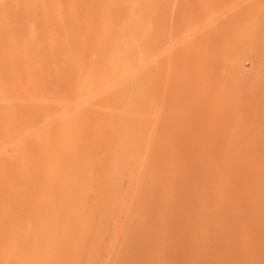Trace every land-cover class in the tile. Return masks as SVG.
Wrapping results in <instances>:
<instances>
[{"label": "rangeland", "instance_id": "obj_1", "mask_svg": "<svg viewBox=\"0 0 264 264\" xmlns=\"http://www.w3.org/2000/svg\"><path fill=\"white\" fill-rule=\"evenodd\" d=\"M150 1L0 0V264H264V0Z\"/></svg>", "mask_w": 264, "mask_h": 264}, {"label": "bare ground", "instance_id": "obj_2", "mask_svg": "<svg viewBox=\"0 0 264 264\" xmlns=\"http://www.w3.org/2000/svg\"><path fill=\"white\" fill-rule=\"evenodd\" d=\"M106 1H108V4H112L111 6L113 7V5H114V7H118V8H122V7H131L132 5L134 6V7H136V8H146V9H148V8H150V7H152V3L154 2V1H150V0H106ZM134 10V9H133ZM229 14V13H228ZM224 19H227V18H224ZM143 23V22H142ZM145 26V25H144ZM125 37V36H124ZM150 54V53H149ZM117 55V54H116ZM118 56H120V54L119 55H117V58H118ZM101 62H102V60H101ZM144 63V62H143ZM123 64V63H122ZM123 69V68H122ZM91 70V69H90ZM89 71V70H88ZM132 82V81H131ZM128 85V84H127ZM130 85H131V83H130ZM132 86V85H131ZM127 87V86H126ZM125 87V88H126ZM129 88V87H128ZM112 90V89H111ZM122 90V89H121ZM23 93V92H22ZM111 93V92H110ZM112 94V93H111ZM120 95V94H119ZM109 96V95H108ZM114 96V95H113ZM117 96V95H116ZM121 96V95H120ZM131 96V95H130ZM73 100V99H72ZM125 100V99H124ZM130 100V99H129ZM105 101V100H104ZM106 101H108V100H106ZM128 101V100H127ZM14 104V103H13ZM35 104V103H34ZM126 105V104H125ZM52 106V105H51ZM23 107V106H22ZM38 107V106H37ZM45 107V106H44ZM2 108V107H1ZM47 108H48V106H47ZM52 108V107H51ZM43 110V109H42ZM41 110V111H42ZM48 110V109H47ZM59 110V109H58ZM46 111V110H45ZM29 112V111H28ZM48 112V111H47ZM43 113V112H42ZM50 113V112H49ZM109 113V112H108ZM29 115V114H28ZM41 115V114H40ZM51 115V114H50ZM17 116V115H16ZM57 116V115H56ZM86 116V115H85ZM13 117V116H12ZM112 117V116H111ZM45 118V117H44ZM44 118H42V119H44ZM80 119V118H79ZM12 120V119H11ZM15 120V119H14ZM47 120V119H46ZM35 121V120H34ZM122 121V120H121ZM35 123V122H34ZM113 123V122H112ZM3 124V123H2ZM8 124H11V123H8ZM40 124V123H39ZM25 125H26V123H25ZM7 128V127H6ZM116 128V127H115ZM10 130V129H9ZM6 131H7V129H6ZM24 133V132H23ZM21 136V135H20ZM7 151V150H6ZM70 184V183H69ZM63 188V187H62ZM66 188V187H65ZM56 195V194H55ZM57 196V195H56ZM63 206V205H62ZM72 206V205H71ZM61 209V208H60ZM69 209V208H68ZM59 210V209H58ZM61 212V211H60ZM61 220V219H60ZM58 221V220H57ZM114 237V236H113ZM112 237V238H113ZM109 238H111V237H109ZM115 240V239H114ZM120 251V250H119ZM146 251V250H145ZM125 252V251H124ZM103 253V252H102ZM133 253L135 254V252L133 251ZM131 254V253H130ZM104 255V254H103ZM102 255V256H103ZM127 255V254H126ZM132 255V254H131ZM129 256V255H128ZM141 257H142V255H140ZM147 256V255H146ZM133 257V256H132ZM135 257V256H134ZM102 258V257H101ZM98 260V259H97ZM103 261V260H102ZM109 264V263H108Z\"/></svg>", "mask_w": 264, "mask_h": 264}]
</instances>
